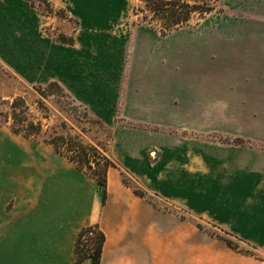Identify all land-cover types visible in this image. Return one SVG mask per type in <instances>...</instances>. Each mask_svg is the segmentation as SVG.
<instances>
[{
  "label": "crops",
  "instance_id": "crops-1",
  "mask_svg": "<svg viewBox=\"0 0 264 264\" xmlns=\"http://www.w3.org/2000/svg\"><path fill=\"white\" fill-rule=\"evenodd\" d=\"M50 1L76 21L71 44L40 34L53 20L32 0H0V88L10 97L5 71L27 86L61 85L113 129L115 166L102 201V188L51 145L0 127V264H90L73 253L90 225L105 236L100 264H264V163L193 135L214 125L215 93L244 86L239 70L215 72L220 46L239 61L261 40L240 25L218 38L210 23L202 37L133 28L129 0Z\"/></svg>",
  "mask_w": 264,
  "mask_h": 264
},
{
  "label": "rangeland",
  "instance_id": "rangeland-1",
  "mask_svg": "<svg viewBox=\"0 0 264 264\" xmlns=\"http://www.w3.org/2000/svg\"><path fill=\"white\" fill-rule=\"evenodd\" d=\"M193 1L189 0V4L193 5ZM195 1L199 9L190 14L189 20L163 36L181 32L183 38L192 35L195 37V33L196 36L202 37L205 36L207 30H201V25L210 23L214 29L213 36L218 38L225 36L224 31L230 25L234 27L240 25L245 28V31L247 30L246 36L261 40V46H246L247 50L244 56L239 58V61L233 59L237 58L235 55L228 58L229 54L225 53L226 51L223 52L224 47L220 46L219 53L216 52L214 56L215 72L236 73L239 70L241 74L245 75L244 86L231 87L238 92L215 93L214 125L208 126L207 131L203 129L204 131L193 135L208 138L215 143L240 146L245 150L247 158H252L263 164L264 0ZM129 3L133 28L139 24H146L162 35L161 28L164 21L154 17L151 11L153 2L150 0H129ZM31 5L39 16L53 20L50 25L41 27L40 34L42 36L49 37L57 43L65 42L66 44L69 40L73 41L77 24L64 9L55 6L50 0H32ZM209 7L213 10L206 12L205 9ZM226 34L228 36V33ZM253 49L256 51H252ZM3 74L4 78L1 79L5 84L4 90L10 96L4 97L0 88V127L6 132H11L12 127H19L20 130L35 135L34 139L39 143L42 140L54 139L59 136L79 137L85 144L103 147L108 154L109 140L113 129L103 125L86 107L75 101L61 85L50 82L45 85L27 86L16 80L9 72L5 71ZM14 135L22 137L20 134ZM123 180L129 184L125 177ZM154 202L160 203L157 200ZM197 225L199 228L218 235L215 229L205 223ZM225 239L239 251L257 256L249 246L240 243L237 239L228 237Z\"/></svg>",
  "mask_w": 264,
  "mask_h": 264
},
{
  "label": "trees",
  "instance_id": "trees-1",
  "mask_svg": "<svg viewBox=\"0 0 264 264\" xmlns=\"http://www.w3.org/2000/svg\"><path fill=\"white\" fill-rule=\"evenodd\" d=\"M153 2L151 8L156 19L164 21L161 28L162 35L167 34L171 30L180 27L189 20L192 12H196L199 6L193 1V5L189 4V0H150ZM155 4V5H154ZM213 8L205 9L210 12ZM201 11V10H200ZM65 43V42H62ZM69 40L66 44H71ZM30 128L31 125H30ZM13 134H20L26 139H34L36 136L31 133L22 131L19 127L11 128ZM53 147L55 152L71 162L75 168L85 175L92 178L103 190L102 201L105 199L106 170L114 167V163L106 154L101 146L85 144L79 137L59 136L54 139L42 140ZM123 183L128 185L124 180ZM134 193L140 197L145 194L138 189H133ZM227 247L238 250L230 241L223 237H218ZM236 239V238H235ZM105 236L97 225H90L79 230L74 244V258L77 263L89 260L90 264H100L102 247ZM237 241H239L237 239Z\"/></svg>",
  "mask_w": 264,
  "mask_h": 264
}]
</instances>
